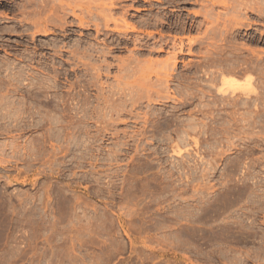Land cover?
<instances>
[{
  "label": "rangeland",
  "instance_id": "rangeland-1",
  "mask_svg": "<svg viewBox=\"0 0 264 264\" xmlns=\"http://www.w3.org/2000/svg\"><path fill=\"white\" fill-rule=\"evenodd\" d=\"M0 264H264V0H0Z\"/></svg>",
  "mask_w": 264,
  "mask_h": 264
},
{
  "label": "bare ground",
  "instance_id": "bare-ground-1",
  "mask_svg": "<svg viewBox=\"0 0 264 264\" xmlns=\"http://www.w3.org/2000/svg\"><path fill=\"white\" fill-rule=\"evenodd\" d=\"M113 3H114V2H113ZM113 3H112V4H113ZM58 11H59V10H58ZM56 12H57V11H56ZM57 13H58V12H57ZM73 13H74L75 15H77L75 12H73ZM54 14H56L55 11H53V17H55ZM50 16H52V14H51V15H46V18L49 19V18H51ZM63 16H64V15H63ZM77 16H78V15H77ZM53 17H52V19H54ZM61 17H62V16H61ZM78 17H79V16H78ZM40 19H41V18H40ZM64 20H65V19H64ZM45 21H46V19H45ZM49 21H50V20H49ZM36 23H38V21H37ZM81 25H82V24H81ZM133 28H134V27H133ZM181 51H182V49H181Z\"/></svg>",
  "mask_w": 264,
  "mask_h": 264
}]
</instances>
